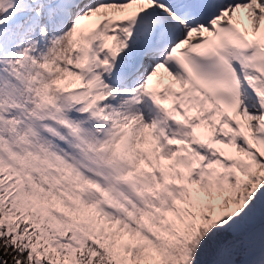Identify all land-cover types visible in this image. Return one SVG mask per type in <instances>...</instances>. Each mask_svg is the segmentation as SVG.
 Masks as SVG:
<instances>
[{
  "label": "snow or ice",
  "instance_id": "1",
  "mask_svg": "<svg viewBox=\"0 0 264 264\" xmlns=\"http://www.w3.org/2000/svg\"><path fill=\"white\" fill-rule=\"evenodd\" d=\"M0 264H264V0H0Z\"/></svg>",
  "mask_w": 264,
  "mask_h": 264
}]
</instances>
